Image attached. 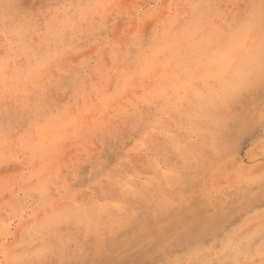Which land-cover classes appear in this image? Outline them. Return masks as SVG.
Masks as SVG:
<instances>
[{
    "label": "rangeland",
    "instance_id": "obj_1",
    "mask_svg": "<svg viewBox=\"0 0 264 264\" xmlns=\"http://www.w3.org/2000/svg\"><path fill=\"white\" fill-rule=\"evenodd\" d=\"M263 229L264 0H0V264H264Z\"/></svg>",
    "mask_w": 264,
    "mask_h": 264
},
{
    "label": "bare ground",
    "instance_id": "obj_2",
    "mask_svg": "<svg viewBox=\"0 0 264 264\" xmlns=\"http://www.w3.org/2000/svg\"><path fill=\"white\" fill-rule=\"evenodd\" d=\"M264 230V229H263ZM251 238V237H250ZM226 244V243H225Z\"/></svg>",
    "mask_w": 264,
    "mask_h": 264
}]
</instances>
